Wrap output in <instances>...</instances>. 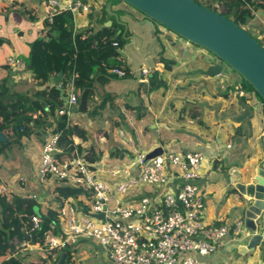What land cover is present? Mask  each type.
<instances>
[{
  "label": "crops",
  "instance_id": "1",
  "mask_svg": "<svg viewBox=\"0 0 264 264\" xmlns=\"http://www.w3.org/2000/svg\"><path fill=\"white\" fill-rule=\"evenodd\" d=\"M89 2L90 12L74 19L75 30L94 32L103 25L110 26L112 20L123 26L125 42L117 50L123 51L125 56L119 54L116 60L126 75L119 78L109 70L103 75L91 73L92 93L84 99L82 90L74 87L71 76L63 73L54 76H61L58 84L51 80L48 86L55 85L60 98L61 93L68 97L76 93L78 97L70 114L64 115L55 113L66 102L62 98L61 106L53 113L49 111L50 102L44 99L38 101L41 109L36 108V94L44 85L36 84L27 63L32 43L46 34L44 21L48 12L44 0H0V91L18 93L34 101L24 103L26 114L31 116L28 124L24 123L18 131H12L11 127L9 132L4 131L10 144L0 147V212L1 199L8 198L5 195L9 192L35 196L41 215L58 206L63 193L57 188L65 184L51 179L40 183L35 171L42 145L55 133L58 118L66 116L67 127H78L85 132L84 138L72 135L74 154L99 155L95 162L96 175L102 179L108 178L107 168L128 160L139 151L150 152L161 147L202 152L206 157L205 173L196 182L205 196L204 221L214 224L243 219L248 203L240 187L253 180L264 158V114L257 94L244 89L242 77L234 71L213 77L198 73L199 68L216 62L211 53L161 25L150 26L145 23L144 15L140 16L123 3ZM118 9L131 13L129 20L138 30L120 19ZM247 26L256 31L264 30V10H255ZM10 55L21 58L26 68L9 67L6 60ZM161 56L173 62L169 68L160 61ZM141 67L148 68L147 78L140 75ZM154 73L165 86L158 85L162 83L160 78L152 79ZM239 90H243L244 95H238ZM233 168L236 171L231 174ZM21 177L25 178L24 182L20 181ZM87 195L80 196L82 205L69 199L61 200L88 210L90 198ZM255 222V233L260 236L257 242L251 241L252 236L247 231L238 236L228 235L216 251L198 258L212 263L264 264V210ZM61 228L64 230L62 222ZM79 242L72 257L74 264H113L104 248L94 240ZM39 244L46 247L45 241L29 242L24 247L18 246L15 256L22 264L40 263L45 257ZM0 264H5V260H0Z\"/></svg>",
  "mask_w": 264,
  "mask_h": 264
},
{
  "label": "built area",
  "instance_id": "2",
  "mask_svg": "<svg viewBox=\"0 0 264 264\" xmlns=\"http://www.w3.org/2000/svg\"><path fill=\"white\" fill-rule=\"evenodd\" d=\"M44 3L48 21L57 11H69L75 19L91 9L89 0ZM6 64L26 68L16 55L8 56ZM110 71L119 78L126 75L122 67ZM139 71L147 78L148 68L141 67ZM238 95H244V91L239 90ZM77 101V94L71 93L58 113L69 115ZM58 136L51 134L42 145L35 178L40 183L51 179L83 188L90 205L85 212L72 202H64L59 208L64 236L50 232L45 238L49 248H64L89 239L104 248L113 264H225L202 261L198 256L216 251L226 236L247 231L243 219L214 224L204 221L205 196L196 182L205 173L206 157L202 152L162 149L147 157L148 152L139 151L107 168L108 178L102 179L96 175L95 163L87 162L80 153L59 161ZM235 171L233 168L230 173ZM141 185L148 188L142 190ZM98 213L103 216L92 215ZM33 221L35 226L42 222L37 217ZM27 243H19V247Z\"/></svg>",
  "mask_w": 264,
  "mask_h": 264
},
{
  "label": "trees",
  "instance_id": "3",
  "mask_svg": "<svg viewBox=\"0 0 264 264\" xmlns=\"http://www.w3.org/2000/svg\"><path fill=\"white\" fill-rule=\"evenodd\" d=\"M194 1L224 15L247 32H249L246 29L247 22L253 17L254 11L259 8L264 10V0ZM44 26L46 34L32 43L27 63L36 84L44 85L43 89L38 90L36 94L38 96L36 108L41 109L38 101L44 99L50 102L49 111L53 113L55 108L61 106L62 101L55 85L48 86L52 80L51 77L61 73L71 76L74 87L82 90L81 97L84 99L86 95L92 93L91 73L103 75L113 67H121V63L116 60L119 57L117 48L123 46L125 41L122 37V27L115 20H112L110 26L103 25L101 29L94 32L90 29L75 30L74 19L69 11L55 12L51 17V21H44ZM118 29L121 30L118 31ZM257 40L264 47V36ZM1 41L0 39V44ZM110 60H113L112 63H110ZM160 61L167 68L173 63L162 56ZM156 78L160 77L154 73L152 79L155 80ZM242 84L244 89H251L255 92L245 80ZM158 85L165 86V83L162 80V83ZM257 96L263 105L264 114V101L258 94ZM25 102H28V104L34 103V101L26 99L21 94H7L5 91H0V131L9 132V127L12 128V131H18L24 123L28 124L31 116L26 114ZM137 117L140 116L137 115ZM66 121V116L59 117L54 130L55 133L59 134L57 146L59 150L64 151L57 154L59 161L73 157L76 148L73 146L71 138L73 134L82 138L85 137L84 130L78 127H67ZM9 144L10 142L7 141L5 144H0V147H6ZM84 158L87 162L93 164L98 160L99 155L88 152L84 154ZM57 191L63 193L62 198L76 201L80 205H82L79 200L80 196L87 195L83 188L68 185L58 187ZM5 196L8 198L2 197L0 212V260H5V264H22L15 256L20 242L43 243L50 232H54L61 237L64 236L59 211V208L64 204L62 198L59 199L57 208L54 210L48 209L44 215H41L39 204L35 198L19 196L11 192ZM82 209L87 212L86 207L83 206ZM33 217L40 218L42 222L35 226ZM46 250V260L43 259L37 264H54L62 251L64 257L61 264H74L72 257L76 248L73 245H67L64 248H49L46 245ZM53 255L54 258L51 260Z\"/></svg>",
  "mask_w": 264,
  "mask_h": 264
},
{
  "label": "water",
  "instance_id": "4",
  "mask_svg": "<svg viewBox=\"0 0 264 264\" xmlns=\"http://www.w3.org/2000/svg\"><path fill=\"white\" fill-rule=\"evenodd\" d=\"M127 4L136 12L145 16V23L160 24L179 37L206 49L216 59L206 68H199L198 73L213 77L226 75L229 70L239 74L264 101V47L241 26L194 0H118ZM121 55L125 54L117 50ZM135 59V58H134ZM59 77L52 80L58 84ZM64 101L68 96L61 93ZM58 114V110L55 111ZM264 137L262 147L264 148ZM7 141L6 133L0 131V143ZM161 147L147 153V157L159 154ZM241 192L247 198L244 208V226L251 241L257 242L259 234L255 233V220L264 210V158L256 168L255 176L250 183L242 184ZM102 217V213L92 214ZM64 252L54 264H61Z\"/></svg>",
  "mask_w": 264,
  "mask_h": 264
},
{
  "label": "rangeland",
  "instance_id": "5",
  "mask_svg": "<svg viewBox=\"0 0 264 264\" xmlns=\"http://www.w3.org/2000/svg\"><path fill=\"white\" fill-rule=\"evenodd\" d=\"M109 1H112L113 2V5H116L117 3H120V1H118V0H109ZM44 2H45V0H44ZM124 4V3H123ZM128 9H132L131 7L129 8V6L128 5H126V4H124ZM132 10H134V9H132ZM135 11V10H134ZM134 11H132L133 13H134ZM116 13L120 16V19L122 20V21H124V22H128L129 24H130V26L134 29V30H138L135 26V23L133 22V21H131V20H129V16L131 15V13H128V12H126V11H124V10H121V9H118L117 11H116ZM130 14V15H129ZM137 14H139L140 16H141V13H137ZM155 26H160V24H157V23H155ZM122 28H123V26H122ZM158 28V27H157ZM246 29L251 33V35L252 36H254V38H256V39H259V38H262L263 36H264V30L262 29V30H254L253 28H249L248 26H246ZM255 33V34H254ZM177 36H179V35H177ZM189 42V41H188ZM135 64L133 65V67L135 68ZM141 188H142V190H146L148 187L147 186H144V185H141ZM204 201H205V199H204ZM81 240H84V239H81ZM80 242H82V241H80ZM79 241L75 244V245H73L74 246V248H76V250L74 251V253H73V255L76 253V251H77V249H78V245H79V243H80ZM88 242H90V243H92V245L93 246H95V244L93 243V242H91V241H88ZM45 243L47 244V242H46V240H45ZM38 247H42V249H44V252L42 253V255H43V257H45L44 259L46 260V256H47V250H46V247L45 246H41L40 244H39V246ZM80 255H81V252H79V254H78V256H77V259L79 260L80 259ZM54 258V255L51 257V260ZM88 262H91V261H89V260H87ZM80 264V263H79Z\"/></svg>",
  "mask_w": 264,
  "mask_h": 264
}]
</instances>
